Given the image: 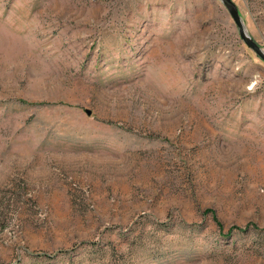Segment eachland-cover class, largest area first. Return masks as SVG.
I'll use <instances>...</instances> for the list:
<instances>
[{
    "label": "rangeland",
    "instance_id": "1",
    "mask_svg": "<svg viewBox=\"0 0 264 264\" xmlns=\"http://www.w3.org/2000/svg\"><path fill=\"white\" fill-rule=\"evenodd\" d=\"M0 264H264V62L220 0H0Z\"/></svg>",
    "mask_w": 264,
    "mask_h": 264
},
{
    "label": "water",
    "instance_id": "2",
    "mask_svg": "<svg viewBox=\"0 0 264 264\" xmlns=\"http://www.w3.org/2000/svg\"><path fill=\"white\" fill-rule=\"evenodd\" d=\"M222 4L227 9L231 18L235 22L240 34V38L248 47L251 49L257 56H259L264 62V50L260 47V45L250 36L248 35V31L245 27L244 21L242 19L241 13L237 7V5L233 2V0H220ZM88 116L91 115L90 111H87Z\"/></svg>",
    "mask_w": 264,
    "mask_h": 264
},
{
    "label": "trees",
    "instance_id": "3",
    "mask_svg": "<svg viewBox=\"0 0 264 264\" xmlns=\"http://www.w3.org/2000/svg\"><path fill=\"white\" fill-rule=\"evenodd\" d=\"M218 224V226L220 227V229L223 231L224 230V228L221 226V224L218 222L217 223ZM257 230V229H256ZM246 231H248V230H245V229H243V228H239V227H234V228H231L230 230H229V232L227 233V235L228 236H230L232 233H234V232H246Z\"/></svg>",
    "mask_w": 264,
    "mask_h": 264
}]
</instances>
